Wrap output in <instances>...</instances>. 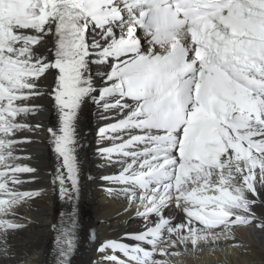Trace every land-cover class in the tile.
Listing matches in <instances>:
<instances>
[{
    "label": "snow or ice",
    "instance_id": "snow-or-ice-1",
    "mask_svg": "<svg viewBox=\"0 0 264 264\" xmlns=\"http://www.w3.org/2000/svg\"><path fill=\"white\" fill-rule=\"evenodd\" d=\"M93 63L110 64L99 89ZM49 76L53 83L42 91ZM42 96L59 113L58 127L47 132L60 158L51 184L62 199L80 193L83 104L90 99L120 117L98 129L107 142L98 155L119 165L101 179L137 206L144 229L125 234L134 245L98 248L126 257L108 256L113 264H167L155 255L208 242L206 228L230 233L255 222L264 230L253 212L261 192L252 179L264 186V0H0V161L19 160V144L32 142L17 133L42 129L28 123L43 110L32 103ZM37 171L9 165L7 180L0 171V254L8 253L9 232L22 227L17 208L43 195L20 188L37 177L19 174ZM173 205L182 222L164 215ZM77 222L69 212L56 239L57 264H71Z\"/></svg>",
    "mask_w": 264,
    "mask_h": 264
},
{
    "label": "bare ground",
    "instance_id": "bare-ground-1",
    "mask_svg": "<svg viewBox=\"0 0 264 264\" xmlns=\"http://www.w3.org/2000/svg\"><path fill=\"white\" fill-rule=\"evenodd\" d=\"M91 74L94 84L99 89L104 86L105 74L110 71V64H91ZM53 76L44 81L42 91H47L53 83ZM98 95V93L96 94ZM42 105L43 110L38 115L28 118V123L40 124L42 129L37 132L22 131L17 133V139L30 137L31 143H21L18 146L14 158L0 161V169H7L17 164L28 165L38 171L34 174H19L25 181L31 176H36L35 183H24L21 190L41 189L43 195L33 198L22 204L16 210L15 220L22 227L10 231L7 236V254H0V264H55L57 237L60 235L59 221L61 208L67 204L75 205L77 210L76 226L77 244L71 257V264H113L107 257L115 255L119 260L126 258L121 252H99L98 248L107 241H118L128 245L136 243L133 239H125V234L139 233L144 229V223L136 215L137 206L120 194L119 186L113 185L114 190L108 195L104 192L105 185L101 177L115 174L119 169L118 164L108 165L97 153L99 146L107 142L101 141L98 129L118 119L115 111L104 112L100 105L92 100H86L78 113V135L82 147L78 152L80 166V193L78 198L62 199L59 196L58 186H53L51 180L59 167L60 158L53 150L52 142L47 129L57 128L59 113L55 109L52 100L48 96H42L32 101ZM107 116L108 119H104ZM9 173L4 179H9ZM261 195L253 207L256 217L264 221V186H259ZM239 183V181H238ZM112 186V184H111ZM243 187V185L241 184ZM160 195V193H155ZM255 198L250 193L248 199ZM59 215H58V213ZM241 216L248 215L238 210ZM166 217H173L174 222L184 220V214L174 205L164 211ZM155 219V218H153ZM206 234L211 232L213 236H207V241H200L197 247L189 245L186 249L177 246L174 251L177 254H156L158 261H167V264H264V230L256 227L255 222L244 226H234L230 233L223 229H202ZM86 237L84 245H80V239ZM232 236V237H231ZM83 242V241H82ZM171 241L162 243L160 248L169 250ZM151 250L150 245H142ZM3 245L0 244V248Z\"/></svg>",
    "mask_w": 264,
    "mask_h": 264
},
{
    "label": "rangeland",
    "instance_id": "rangeland-1",
    "mask_svg": "<svg viewBox=\"0 0 264 264\" xmlns=\"http://www.w3.org/2000/svg\"><path fill=\"white\" fill-rule=\"evenodd\" d=\"M105 182V181H104ZM59 212H60V210H59ZM58 213V212H57ZM58 215H59V213H58ZM83 238L82 239H80V245H84V243H85V241H86V237L85 236H82ZM77 238H78V235H77ZM83 241V242H82ZM58 250V248L56 249V254H57V251ZM54 262H55V257H54Z\"/></svg>",
    "mask_w": 264,
    "mask_h": 264
}]
</instances>
